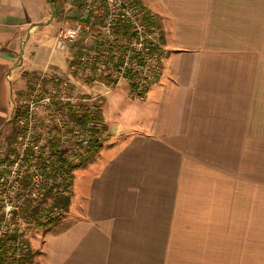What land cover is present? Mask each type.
Here are the masks:
<instances>
[{
	"label": "crops",
	"instance_id": "obj_1",
	"mask_svg": "<svg viewBox=\"0 0 264 264\" xmlns=\"http://www.w3.org/2000/svg\"><path fill=\"white\" fill-rule=\"evenodd\" d=\"M140 1L163 30L162 71L142 101L128 84L101 92L109 139L56 224L30 225L34 264H264V0ZM60 19L55 0H0L8 151L21 46Z\"/></svg>",
	"mask_w": 264,
	"mask_h": 264
},
{
	"label": "built area",
	"instance_id": "obj_2",
	"mask_svg": "<svg viewBox=\"0 0 264 264\" xmlns=\"http://www.w3.org/2000/svg\"><path fill=\"white\" fill-rule=\"evenodd\" d=\"M55 4L61 19L53 50L65 54L69 72L87 85L115 88L127 82L130 96L144 100L162 71L163 30L157 13L140 0ZM98 104L97 96L77 92L48 67L27 78L15 144L10 151L0 145V264H26L31 250L26 233L37 221L32 209L40 208L42 223L59 220L62 211L46 210L42 200L49 191L69 193L72 168L85 156L92 131L103 125L95 116ZM69 106L79 119L85 113L84 125L70 118ZM53 143L60 147L61 160Z\"/></svg>",
	"mask_w": 264,
	"mask_h": 264
},
{
	"label": "rangeland",
	"instance_id": "obj_3",
	"mask_svg": "<svg viewBox=\"0 0 264 264\" xmlns=\"http://www.w3.org/2000/svg\"><path fill=\"white\" fill-rule=\"evenodd\" d=\"M56 26H57V24H56ZM56 26L53 24L48 26L44 30V33L39 34L35 37H31V38L29 37L27 39L28 41H26V43L21 46V50H20L19 54H21L22 56L20 58V61L22 60L24 62L22 71L26 72L29 76H32V75L39 73V72H42L45 69V65L47 63H50V64L53 63L48 68L49 72L52 74V76L62 78L64 81L67 80V77L65 75H62V73H65V72L69 73V68L66 64H64V61H63L64 57L62 55V52L56 51V52H53L51 54V51H54L53 50V48H54L53 43L55 40L54 35H52V33H54V31L56 30ZM52 65H58V66H52ZM57 67L61 69L60 73L58 70L55 69ZM71 79H74V78L71 77ZM73 81L74 80H72V83H74ZM72 83H70V84L74 87V89L77 92L84 94V95H88V96H97L98 98H100V95H102L101 92L107 91V93H109L112 89H114V88H109L108 84H106V85H96V84L95 85H87L79 77H77V82H75L77 87H75V85H73ZM126 84H127V82L120 83L117 90L122 89L123 86H125ZM25 85L26 84H22V87H24ZM23 90H24V94H25L26 87H24ZM17 101L22 102L23 101V95H20V98ZM99 101L101 103L102 99H99ZM107 121H108L109 125H114V123H112L113 120H109V116L107 118ZM125 121H126V119H125V117H123L122 122L125 123ZM14 131H16V125H15V122L13 120L11 125H10V128L6 132V134H8V136L11 137L12 145L15 144L16 132H14ZM13 138H14V140H13ZM9 140H10V138H7L5 140L2 139L0 144L1 145L7 144L9 142ZM33 225H35V223ZM31 231L33 232V229L30 231L28 230V232L26 233L27 239H29L28 236H29Z\"/></svg>",
	"mask_w": 264,
	"mask_h": 264
},
{
	"label": "trees",
	"instance_id": "obj_4",
	"mask_svg": "<svg viewBox=\"0 0 264 264\" xmlns=\"http://www.w3.org/2000/svg\"><path fill=\"white\" fill-rule=\"evenodd\" d=\"M24 95V92L22 93ZM21 101L19 102V104L16 106V110L13 116L12 121L14 120L15 125L18 121V119L22 116L23 112L21 110ZM68 112H69V116L70 118L75 122L78 123L79 125H84L85 123V113L83 114L82 119L78 118L77 112L75 109H73V107L69 106L68 107ZM95 116L97 119L100 120L101 123H103L102 128L100 130H94L92 131V140L90 142V145L86 151L85 156L82 158L81 162L76 165L75 167L72 168L73 171L77 170L80 167H84L86 165H88L89 163L93 162L96 157L98 156V154L101 152V150L103 149L105 143L108 141L109 136L106 133V128L104 125V119H103V115H102V105L99 102L97 109H96V113ZM54 153L58 156V160L62 159V155H61V150L58 144L53 143L52 144ZM72 179H73V173L70 174V183L68 184V192L70 191L71 185H72ZM46 202V204H48L47 209L46 210H53V208L57 207L58 209H60L62 211V213L64 211H67L69 205H70V194H62L60 192H47L44 199L42 200V203ZM30 204V203H29ZM39 207H36L34 209H32V215L34 217H36L37 221L35 223V226L38 228H45L47 226H52L56 223V220H50L46 223H42L41 221H39ZM44 210V211H46ZM61 216H59L58 218H60ZM34 256L35 254L33 253L32 250H30L26 257H25V262L26 264H34Z\"/></svg>",
	"mask_w": 264,
	"mask_h": 264
}]
</instances>
